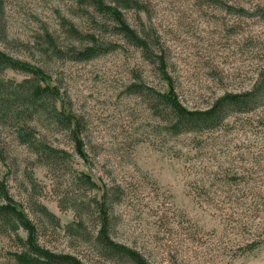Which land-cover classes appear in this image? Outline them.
I'll use <instances>...</instances> for the list:
<instances>
[{
	"label": "rangeland",
	"instance_id": "374dc122",
	"mask_svg": "<svg viewBox=\"0 0 264 264\" xmlns=\"http://www.w3.org/2000/svg\"><path fill=\"white\" fill-rule=\"evenodd\" d=\"M133 1L0 0V51L44 78L0 70V182L40 246L83 264H125L92 244L106 190L112 239L150 264H264V0ZM254 90L255 105L197 131L150 92L200 110ZM54 110L80 122L85 158ZM17 235L0 230V264H17Z\"/></svg>",
	"mask_w": 264,
	"mask_h": 264
},
{
	"label": "trees",
	"instance_id": "16d2710c",
	"mask_svg": "<svg viewBox=\"0 0 264 264\" xmlns=\"http://www.w3.org/2000/svg\"><path fill=\"white\" fill-rule=\"evenodd\" d=\"M119 1L120 5L126 9L132 8L134 4L133 0ZM99 7L103 10L110 11L109 13L118 22L119 28L136 47L139 49H146L147 44L126 26L118 10L115 8L103 7L102 4H100ZM92 50L93 49L90 48L89 52ZM4 69L28 73L37 79L40 78V80H44V78L41 77L43 74L39 69L25 62L15 60L0 51V70ZM35 91L36 96H40L41 93L44 92L38 91L36 88ZM150 92L153 101L156 103L155 106L161 107L162 113L166 112L176 126L189 131L214 128L222 123L223 120L234 111H244L249 105L252 103L255 105L257 101L263 97V93L256 90L238 94L226 93L217 97L207 108L192 110L184 106L178 97L173 94V91ZM53 117L56 121L67 126L74 141L77 153L85 158L86 154L82 150L83 141L81 140L79 131L80 122L77 118L72 114H67L65 110H62L59 114L54 110ZM41 151L44 153L45 157L49 159L50 163L59 159L56 156L57 150L55 148L42 146ZM82 181L86 183L84 179H82ZM86 181L93 185L89 177H86ZM112 194L114 193L106 190L103 195V199L104 197L105 199L102 200L100 206H98L99 226L93 237V246L102 256L115 262L125 264H150L139 250L112 239L111 227L113 224L109 215L110 211L108 206H106L108 203L107 196H112ZM0 197L5 201L0 204V230L10 229L16 232L18 228H22L27 234L25 239L17 235V239L22 245L20 252L13 253V257L17 264H83L73 255L51 251L40 246L39 243L36 242L35 224L29 219L24 210L16 202L12 201L2 182H0ZM259 243L260 242L251 241L248 251L256 248Z\"/></svg>",
	"mask_w": 264,
	"mask_h": 264
}]
</instances>
